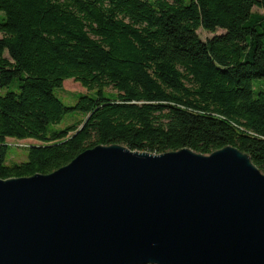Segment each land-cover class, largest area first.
Listing matches in <instances>:
<instances>
[{"label":"trees","instance_id":"obj_1","mask_svg":"<svg viewBox=\"0 0 264 264\" xmlns=\"http://www.w3.org/2000/svg\"><path fill=\"white\" fill-rule=\"evenodd\" d=\"M0 11V178L50 173L113 143L233 145L264 172V89L253 86L264 0H0ZM199 28L224 32L203 40ZM68 78L90 91L74 104L56 94ZM75 112L85 118L54 126ZM9 137L40 143L10 162Z\"/></svg>","mask_w":264,"mask_h":264},{"label":"water","instance_id":"obj_2","mask_svg":"<svg viewBox=\"0 0 264 264\" xmlns=\"http://www.w3.org/2000/svg\"><path fill=\"white\" fill-rule=\"evenodd\" d=\"M0 264H264V172L233 145L97 144L0 178Z\"/></svg>","mask_w":264,"mask_h":264},{"label":"rangeland","instance_id":"obj_3","mask_svg":"<svg viewBox=\"0 0 264 264\" xmlns=\"http://www.w3.org/2000/svg\"><path fill=\"white\" fill-rule=\"evenodd\" d=\"M189 2L190 0H186ZM4 17V12L0 11V21ZM223 29H218L216 32H209L203 28L198 29V33L203 40L212 37L215 34L223 33ZM1 36V35H0ZM253 86L256 91L264 89V77L254 79ZM14 88V87H13ZM106 91H113L111 88H106ZM90 92L87 88L73 78H68L64 81L61 88L56 89V94L66 103L74 104L76 102V96L81 93ZM85 117L81 112H75L74 114H66L62 121L54 126L56 128H63L66 125L75 123L79 120H83ZM7 142L10 144V150L8 153L10 162H20L28 159L27 148L31 144H38L40 141L36 139H17L9 137Z\"/></svg>","mask_w":264,"mask_h":264}]
</instances>
